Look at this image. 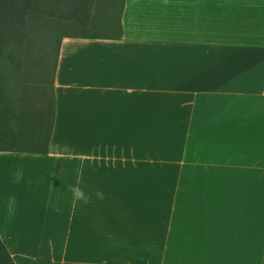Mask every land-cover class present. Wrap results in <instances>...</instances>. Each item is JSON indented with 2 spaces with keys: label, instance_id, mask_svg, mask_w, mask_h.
I'll return each mask as SVG.
<instances>
[{
  "label": "crops",
  "instance_id": "crops-1",
  "mask_svg": "<svg viewBox=\"0 0 264 264\" xmlns=\"http://www.w3.org/2000/svg\"><path fill=\"white\" fill-rule=\"evenodd\" d=\"M122 27L62 41L47 154L0 153L13 261L264 264V0H127ZM2 157L31 159L8 176L39 227ZM77 168L90 204L67 191Z\"/></svg>",
  "mask_w": 264,
  "mask_h": 264
},
{
  "label": "trees",
  "instance_id": "trees-1",
  "mask_svg": "<svg viewBox=\"0 0 264 264\" xmlns=\"http://www.w3.org/2000/svg\"><path fill=\"white\" fill-rule=\"evenodd\" d=\"M127 0H0V153L46 155L64 39L119 40ZM0 264H15L0 238Z\"/></svg>",
  "mask_w": 264,
  "mask_h": 264
},
{
  "label": "rangeland",
  "instance_id": "rangeland-1",
  "mask_svg": "<svg viewBox=\"0 0 264 264\" xmlns=\"http://www.w3.org/2000/svg\"><path fill=\"white\" fill-rule=\"evenodd\" d=\"M31 159L28 157H2L1 158V163L6 164L2 169L6 171L5 177L6 179L3 180L4 182V187L5 191L13 195L15 197H19V200L22 204V223L24 224L25 220L27 222V225L36 228L39 227L41 224V218L43 214V205L40 203V200L34 199V198H27L25 195V188L23 183H15L13 180H10L8 176V172L13 168H10L11 166H14L17 164L18 166L24 167V165L28 164ZM57 219L56 212L52 211V213L49 216V219L47 221V225L49 227L54 228L53 226L55 225V220ZM60 220V216H59Z\"/></svg>",
  "mask_w": 264,
  "mask_h": 264
},
{
  "label": "clouds",
  "instance_id": "clouds-1",
  "mask_svg": "<svg viewBox=\"0 0 264 264\" xmlns=\"http://www.w3.org/2000/svg\"><path fill=\"white\" fill-rule=\"evenodd\" d=\"M75 183L67 185V191L71 193L74 201L90 204L93 202V193L85 191V181L82 171L77 168L74 170ZM96 200L105 199V193L102 189H97L95 192Z\"/></svg>",
  "mask_w": 264,
  "mask_h": 264
}]
</instances>
